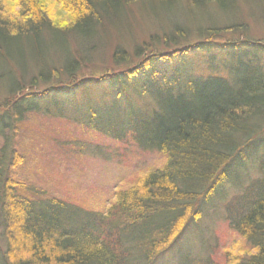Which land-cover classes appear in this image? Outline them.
Returning <instances> with one entry per match:
<instances>
[{
  "label": "trees",
  "instance_id": "1",
  "mask_svg": "<svg viewBox=\"0 0 264 264\" xmlns=\"http://www.w3.org/2000/svg\"><path fill=\"white\" fill-rule=\"evenodd\" d=\"M53 3L64 24L42 0H14L13 16L0 3V88L7 90L0 101V227L7 243L0 264H157L255 158L258 177L223 208L253 251L225 263L186 253L180 264H264V38L253 36L243 13L248 5L264 18V0ZM132 5L148 8L169 29L132 56L117 45L111 65L99 64L96 50L105 51ZM194 53L208 56L206 75L187 66ZM29 115L68 119L162 154L165 165L119 191L106 216L34 198L12 177L24 161L5 138ZM69 147L81 149L78 141Z\"/></svg>",
  "mask_w": 264,
  "mask_h": 264
},
{
  "label": "rangeland",
  "instance_id": "2",
  "mask_svg": "<svg viewBox=\"0 0 264 264\" xmlns=\"http://www.w3.org/2000/svg\"><path fill=\"white\" fill-rule=\"evenodd\" d=\"M53 1L42 0L51 15L64 24L65 14ZM0 3L5 13L9 10L13 16L18 11L14 0H0ZM245 6L243 13L249 23V31L254 37L264 38V18L255 7ZM127 12L119 26L112 30L110 43L105 51L96 50L101 55L98 58L99 64L111 65V51L117 45L123 46L132 56L136 46L144 45L151 35H161L169 29L165 24L159 26L161 21L151 16L152 12L141 5L129 6ZM212 16L214 19L219 17L214 13ZM191 23L189 19L188 24ZM248 52L246 50L244 53ZM206 57L208 58L204 54H190L187 66L197 74L206 75ZM108 88L110 87H106V90ZM6 91L0 88L1 102L7 97L4 94ZM104 92L100 91L99 94ZM7 134L10 137L5 138L23 156L24 162H20L12 170V177L20 185V192L34 198L64 200L91 214L106 216L119 191L129 189L140 177L165 165L162 154L144 152L136 146L116 142L91 130L74 126L68 119L58 121L40 115H29L15 130ZM3 139V135H0V147L5 141ZM77 141L81 149L71 150L69 145ZM119 148L121 149L116 151ZM258 157H264V146L259 150ZM258 163L255 158L242 165L236 175L238 181L234 183L236 179L231 180L223 188L222 199L214 200L206 206L205 215L196 224L195 230L187 231L170 252L157 260V264H180L186 253L195 259L211 258L215 262L225 263L253 251L248 242L231 228L223 208L240 197L248 181L256 180ZM2 232L0 227V259L7 244Z\"/></svg>",
  "mask_w": 264,
  "mask_h": 264
}]
</instances>
